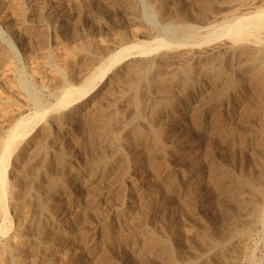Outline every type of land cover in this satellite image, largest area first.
Instances as JSON below:
<instances>
[{
	"label": "bare ground",
	"instance_id": "bare-ground-1",
	"mask_svg": "<svg viewBox=\"0 0 264 264\" xmlns=\"http://www.w3.org/2000/svg\"><path fill=\"white\" fill-rule=\"evenodd\" d=\"M21 1L22 3L24 2L23 0ZM47 1L45 0L44 2L47 3ZM50 1H52L54 5H56L53 11L52 9L50 10L52 12H48V10L46 11L47 8L45 9L43 0L42 2L41 0H32L33 5H34L33 8L35 7L34 9L39 10V13L35 10L38 13L37 15L38 24H36L37 26L32 25L33 17L30 16V18H32V20L30 19L32 22L28 20L29 16L27 13L29 12H27V10L25 12L23 10H19L17 12L14 11L13 14H15L16 20L13 19L15 20V24L13 25H11L13 21L9 24L10 22V20L8 19L9 15L6 17L4 16L3 18V15H4L3 14L4 12H3L2 22L6 26L7 33L9 32L11 35H14V36L16 34L19 35L20 40L15 38V41L17 40L21 41L20 45H22V43L26 44L28 46L27 48H31V49H33V47L36 48L38 46V49H39V46L44 44L43 43L45 41L44 35L47 36V33L50 32L49 29H52L55 32L57 31L58 33L59 31L68 30L70 28V23H71L68 20L70 16L69 14L70 11L69 9L67 10L68 7L67 6H66L67 8L65 6H64L65 8L61 7L57 0H50ZM63 1L65 2V0ZM121 1H123L124 4L132 5V10L134 8V11L132 13L133 15L131 14V16H130V12L132 10L130 11V8L129 10H127L126 15H128L129 13L128 16L132 17V19L131 20L129 19V21L132 22L133 20L137 24V26L145 27L144 25H147V24L144 23V16L140 14L138 10L139 6L137 8L138 2L139 1L141 2V0L139 1L121 0ZM151 1H152L151 3L152 5L149 4L151 6L148 7V10L151 13L155 10V6H157L156 9L158 8L159 10L158 14L161 15V18H162L161 20L165 21L163 22L164 23L163 26L165 30V35L164 34L163 35L165 37L164 38H158V37L154 38V36L152 35L151 37H153L154 40L150 42H143V41H139L138 39L135 41L133 45L127 46L128 43H132V40L130 39L128 40L127 37L124 36L125 34L123 33L124 35H121L119 37V42L117 41L118 44L121 45L120 48L118 50L117 49L115 50L114 49L115 47L113 49L110 48L105 51L100 50L103 53L94 52V50L97 49L96 46H95V49L92 50V46L94 44L93 43L91 44V42L89 43V40H86L88 42L84 40L85 43H89L92 46L90 45L91 46L90 48L89 47L84 48V46L82 47L81 45H78L82 47L81 52L78 53L80 54L79 57H81V59L79 60H82V61L81 62L79 60L78 61L81 63L82 68H83V65L86 67L90 66V71L88 70L89 72L87 74L85 73L86 75L84 77L81 76L83 78L82 80L80 79L81 84L79 82L78 83V85L80 84L79 86L78 85L76 86L73 83L75 81H72L73 79L71 77L74 75L72 73L74 71L71 72V71L66 70L69 65L67 63L69 59L67 62L64 59L62 61L63 65L66 62L67 67L62 66L65 69L60 67L62 64L59 65L61 63L60 59H59V62L57 61L58 63H55L57 56H60L62 53L57 54V56L55 55L56 57L54 58H53L54 52L51 53L52 58L54 59L55 62L51 60L49 62H46V64L45 62L43 63L44 66L49 64V67L47 68L48 72L45 71L46 72L45 77L47 78L46 79L44 78V76H41L39 75V73H37V70H38L37 68H36L37 70L32 69L33 62L30 63L32 64L30 68L28 66V69H27V66L25 67V65L23 67L20 63V61L23 62V59L20 60L21 56L19 59V56L17 55L18 52L16 50L17 47L14 45V42L13 44L12 42L11 43L9 42L10 44L8 45L7 44L8 40L5 39V41L7 42L5 43L0 38V70H1L0 83L4 85V89L6 88L7 91H9V93L8 92L6 93L8 95L7 98L5 97L2 98L1 97L2 95H0V107L3 104L8 103L10 105L18 104L19 105L18 107L20 108L19 109L20 111H19L18 107H16L17 109H15V112L17 110L19 112L12 113L13 112L12 111L11 114L10 112L9 113L7 112V108L6 109L4 108L5 110H1L2 107L0 108V110L3 111V112L0 111V236L4 238V241L0 243V264H57V259L61 258L60 255L62 254L64 246H66L67 241L71 240L73 236L72 234L73 232L70 231L68 229V226L66 225V222L68 220H71L72 218L71 217H69L71 219L66 218L65 222L64 221L62 222V219L63 220L65 219V217L68 214L67 213L68 208L72 204H74L75 201H79V200L81 201L82 194L86 193V190L88 188L90 190L92 188V185L96 181H99L101 179L102 180L111 179L109 180L110 184L117 183V182L120 183L121 181H123L127 171L130 170V168L134 166L133 164L136 163L135 160L138 154L139 155L141 154L142 156H145L146 158V160L144 158L145 161H143L142 160L143 158H141L142 156H140L142 160L141 163L146 162L147 164L150 165L153 171L155 170V172H157L158 170H156V168H154L153 166L157 164L158 161L160 162V160H158L159 157H162L163 159L167 158V155L168 153H170V151L172 150L175 151L174 141L175 142L178 141L176 144L178 145L177 148L179 149V152L180 150L183 151L184 148L182 146L185 144L184 138H181L179 137L180 135L176 134V136H178L176 137L177 139L171 138L172 140H170L168 129L170 128L172 130H175L176 132L178 130L182 131L181 128L183 127V123L186 124L187 122H190L192 125H194V127H197L196 129H198V132L205 129V126L203 125V123L201 124V122H199V118L196 119L197 124L193 122L195 121V118L194 120L186 121L187 117L185 118L184 116L185 114L188 113V110L190 109V107L187 106L188 103L187 104L185 103L188 100L183 101L185 103V106L183 107L178 102L177 96H179V94L176 95V92L185 93L186 95L194 87L200 88L197 95L200 96V99L203 96L204 97L202 98L203 100L205 99V95L207 94L206 92L212 93L213 95L219 94L218 97H222V98L225 95L222 100L226 98L227 101H229V98H230L229 96L231 95H234L238 99L247 94H251L252 96L253 95L258 96L255 102H254V99L253 101H251L250 97L249 98L247 97L248 95L245 97H247L249 101H247L248 99L244 97L245 99L243 101L239 99L236 102H242L243 104V102L247 99L245 101L247 104H245L244 102L243 106L245 107L248 106L249 109H252L253 107V110H254V111L251 110V112L248 113L249 115L244 114L245 112L243 113L244 120H239L240 122H238L239 124L241 123V121L242 123H244L243 125L240 124L244 126V128L242 127L241 130L242 129L245 130L247 128V130L249 131L251 129V125H253L251 117L255 116L257 118V121H255L254 124H256L257 126L256 128H259L258 130H259L260 136L257 139H254L253 143L251 144V145L253 144L255 145L254 148L256 149L255 150L256 153L253 151L254 148L252 146L251 147L253 150L251 153L254 152L255 154H257V158L255 159L258 161V163L261 166L260 172L255 175H247V176H242V177L240 176L232 177L231 175V177L234 178L235 186L232 185V187H230L226 184V180L227 178H229L230 173L233 171L231 166L234 162L229 163L228 160H227L228 162H225L223 158H221V156L219 159H217V155H219L217 153V150L214 151V154L215 152L217 153L216 159L210 156L209 158L207 157L206 159H203L204 162L192 156L193 159L191 161H188L189 159L188 160L186 159V161H188V166H189L188 168L190 169L186 171L183 170L181 173H179L178 178H173L172 176L173 179L171 178L169 179L170 181L166 184L167 187L163 189L164 192H162L163 198L166 200L169 197H175L176 201L179 202L178 204L179 207H176L177 205L175 206L176 208L170 207V205L166 202H165V206L163 204L160 205L158 201L159 199L160 201L161 199L163 201V198H158L156 196V195H159L157 194L158 193L157 190H159V188L158 189L155 188V190L157 189L156 190L157 192H155L153 186H151L149 188L144 187V189H142L141 192L136 194V199L134 198V196H132L135 200L141 203V205L136 207L139 203L137 205L135 204L136 206H133L130 203L131 204L130 207L129 206L123 207V208L118 207L119 210H116V211H118V216L122 219L125 218L127 220L130 217L133 219L132 223L128 222V225L132 224L131 231L129 233H139V234H143V236L145 234L144 240L141 237H139L143 240L141 243L138 244V247H137L138 250L136 252V254H139V257H140L138 258L139 263H141L140 262V259H141V261L145 262V264H241L242 260L246 257L245 246H247L246 244L247 242H249V240L251 241V238H252L251 236L253 235L252 232L261 226L262 217H264V6L258 7L257 4H252L251 3L252 1L248 2V0L247 2L246 0H188V1L182 0L183 2L186 1L187 7H188V9L186 8V11H184L185 8H183L184 10H182L181 8L179 9L177 7H174L176 5L174 6L172 5L171 3L172 0H151ZM7 2L9 3V1ZM76 2L77 3L79 2L78 5L79 4L82 5L84 1L81 0V2L80 1H76ZM89 2L90 1L88 0L87 3ZM95 2H99V1L97 0ZM100 2H103V1H100ZM113 2L115 3V0ZM22 3L21 5H23ZM48 3H51V2H48ZM77 3H75V5H77ZM87 3L86 5L85 3H83V5H85V8H84L85 12H86V9H88ZM108 3H111V1H109ZM116 3H117V0H116ZM116 3L115 5H117ZM212 3H216V4L219 3V4L226 5L228 9L230 10L227 13L225 11H224L225 13H219L218 11L219 15L214 14L215 10H213L214 8H212ZM6 5L8 4L6 3ZM31 5H29V7ZM94 5L96 4L94 3ZM142 5L143 4H141V6ZM8 6L7 8L9 9V11H11L13 7H11L10 9V4ZM71 6L73 7V5ZM106 6L107 5H105V7ZM15 7L20 9V7L18 6V2H17V6ZM105 7L101 9V11L103 10V12H105V10H107L105 9ZM144 7L146 8L145 4H144ZM112 8H113V5H112ZM15 9L16 8H14V10ZM21 9H23V7ZM73 11L75 12V10ZM13 14L11 16H13ZM105 14L103 15L107 16ZM152 14L155 15V13H152ZM0 16H1V13H0ZM11 16H9V18ZM81 16L84 17L83 15ZM94 16L96 17V15ZM77 18L78 17H76V19ZM97 18L99 19V16ZM37 20H34V21L37 23ZM153 20H152V23H153ZM29 21L30 23H28ZM83 21L85 23L84 19ZM146 21H148V19ZM1 25L2 24H0V26ZM78 25H77V28L79 27ZM80 25H82V23ZM148 26L145 27L143 30L141 29L142 27L138 29L136 28V31L139 29L142 30V34L141 36H139V38L140 37L147 38L148 36L151 35L154 29ZM77 28H75V30ZM82 28L84 29L85 27L82 26ZM104 28L105 27H103V30ZM85 31H86V28H85ZM85 31L83 33L87 32ZM55 32H52V34ZM66 32H65V35L62 34L63 37L66 36V34L68 35L69 32L68 33ZM4 34H6L5 31H4ZM10 34H9V37H10ZM50 34L51 33H49V35ZM52 34L50 35L51 37H52ZM71 34H74L72 33V30H71ZM78 34L79 33H77V35ZM136 34L138 33H134L133 35L136 36ZM51 37L50 39L53 38ZM3 38H4V35H3ZM10 38H12V36ZM46 38L48 39V36ZM71 40H79V39H71ZM115 41L116 40H114L113 42ZM55 42H57L58 44V39ZM67 42L69 41H66V44ZM89 44H85V46ZM109 45L110 43L108 44V46ZM103 46L104 48H106V45H103ZM103 46L102 47L100 46V48H103ZM43 47L41 49H44ZM63 47L64 46L62 45V48ZM66 47L67 45L65 46V49L67 50ZM75 47L76 45H74V48ZM77 47L75 49H77L76 51H79L81 48L80 47L77 48ZM25 48L26 47L24 46V49ZM31 51L34 52L33 50ZM39 51L41 50L39 49ZM70 52L72 53V51ZM25 53H27V51ZM34 54H37V53L34 52L33 54H31L33 55L32 56L33 59L35 58ZM51 54H50V57H51ZM74 54H70V55L72 56ZM75 55L78 58V55L77 54ZM37 56H38L37 57L38 59L39 57L41 59V56L39 55ZM43 56L44 55L42 54V57ZM66 56L68 57V53L66 54ZM66 56L64 55V57ZM134 56H143L145 57V59L137 63H128V62L125 63V61L129 60V58L134 57ZM33 59L31 58L30 60L33 61ZM26 62L27 61H25V63ZM37 65L39 68V64ZM78 66H79L78 67L79 69H82L80 68L79 63H78ZM41 67L43 66L41 65ZM172 68L175 70L172 71L173 70ZM198 69H202L204 71V75L207 76L206 78L208 82L203 81L204 80L202 78L203 76L201 77V79H197V77H199L198 75H202L200 74L201 70L199 71V74L197 75ZM169 70H171L172 72H170ZM38 72H40V70ZM37 74L40 77H38ZM156 84L158 85V87ZM1 92L2 91H0V94ZM91 94L92 95L102 94V97H101L102 101L98 106L96 105L92 110L88 111L89 107L88 109L86 107L89 102L88 100V102H86V104L83 107L82 106L75 107V103H77L79 99L82 100V98H86L88 96H89L88 98H90ZM21 97L23 99L25 98L24 103L23 101L22 102L20 101L19 98ZM179 97L182 98L181 95ZM216 100H219V99H216ZM212 101L213 99L210 102ZM204 104L209 106L210 103L209 104L204 103ZM198 105L200 108V104ZM202 105H203V102H202ZM10 107L12 108V106ZM214 109L216 110V108ZM243 109L241 107L240 111ZM244 110L246 111L247 108ZM4 111H6L7 113H4ZM8 111H10V108ZM128 112H130V114L132 112L133 116H130L132 119L130 121H127L128 122L127 124V122H125L124 120V114ZM192 112L193 113L197 112L196 108H194ZM228 113H226L225 115L227 116ZM191 115H189V117ZM218 115H221V114H218ZM218 115L212 116L213 123L212 122L210 123L213 124L212 126L214 128L220 130L221 126H224V124L222 123V116H218ZM245 115H248V116H246L245 118ZM141 121H144V123L146 124L141 125L139 123ZM234 123L235 122H233L232 126H234ZM170 124H172L171 127L169 126ZM129 125L136 131L135 132L132 131L134 133L133 139L130 141L127 140L128 141L127 142L126 140H124V133L127 128L129 129ZM230 128L231 127H228L227 129L230 130ZM78 129L82 130V132L77 133ZM216 129H215V132H216ZM233 129H236V128H233ZM130 130H127V131H130ZM241 130L237 131L241 135L238 137L239 138L242 137V139H245L247 141L248 134L246 133L244 135L242 133L244 131H241ZM170 131L171 130H169V132ZM232 132L233 131L231 132L229 131V133H232ZM33 133H34V136H31ZM228 135L229 134H227V136ZM230 135H233V134H230ZM30 136L31 138L28 139V137ZM69 137L73 138L72 139L73 143L77 146V148L80 147L79 149L85 148V146L88 144H92V147L97 146L99 144L103 147L104 145H110L113 148V151L111 150L112 153H108L109 151L105 153V150L103 151L102 147L100 146V147L94 148L95 150L94 153L96 154L95 157L88 155V154L84 156L85 158L84 157H83L84 159L82 158L83 161L84 160L87 161L86 163L87 165L85 164L86 165L85 167L86 175H85V174H82L83 172L81 173L82 170L79 169L80 165L78 169L75 168V166H73L74 164L72 163V161H73L74 156H76L75 154L77 153H74L75 151L73 152V149H71L72 147L70 146L68 142ZM238 139L237 141H240ZM251 139L252 137L250 138V140ZM222 142H223V139H222ZM222 142L220 145L223 144ZM136 143L138 145L141 144V146H136ZM151 143H154V145L148 146ZM213 144H214V141H213ZM29 145H31L32 149H30ZM220 145H217V146L219 147ZM218 147H215V148H218ZM229 149L230 148H228L227 152H229ZM224 150H225V147H224ZM242 152H243V149H242ZM246 152L247 151H245V153ZM82 156L83 155H81V157ZM212 156H213V153H212ZM237 156L235 155L236 160H237ZM250 156H254V155L252 154ZM181 157L184 158L183 155H180V158ZM235 157H234V160H235ZM75 158L78 160L77 157ZM180 158H178L179 162L184 160ZM246 159L244 160V162L246 161ZM173 160L175 161L176 159L173 158ZM251 160L252 159H248L247 161L251 162ZM183 162H185V160ZM240 162H243V161L240 160ZM141 163L139 162V164ZM176 163H178V161ZM180 163L182 164V162ZM166 164H167V161H166ZM241 164L242 163H240L239 166ZM239 166L236 168H239ZM186 167H184V169H186ZM240 168L242 169V167ZM69 169H70V174L68 172ZM253 169H256V168H253ZM253 169H250V170L252 171ZM203 170L205 171V173H203V176H202L201 172H203ZM250 170L248 171L251 173ZM8 174L9 175L11 174L12 176V177L10 176L11 177L10 179H9ZM137 177H138V174H137ZM201 179L204 182L199 183L201 182ZM136 182L138 183V181ZM160 184H162V182ZM201 184H205L204 187L201 186L200 191L198 190L195 191L196 189H198V187L200 189ZM210 187L212 189H215L218 192L217 195L220 194L221 197L226 196L227 199H231L230 201L234 203V207H235L234 210L233 209L230 210V214L228 216L229 219L227 221L224 220L222 224L220 222V227L217 226L219 228L218 230L213 228L215 224L211 226L212 224L210 223L208 219L207 220L209 221L210 224L205 222L204 219L202 220V218H201L202 221L200 220V222H198L199 221L198 216H197L198 214L196 215L198 211H200L199 213H202L205 208L203 206L204 208H201L200 210H198L202 203L199 199L201 204L199 203L200 205H197L198 203L196 201V198L200 196V194L202 195L203 194L202 192H205L206 189L204 188H207V190H209L208 188ZM36 188H38L39 193L32 192V190H35ZM211 192L212 191H210V193ZM213 196L215 197L216 195H213ZM159 197L161 196L159 195ZM221 197H218V198L220 199ZM215 200H216L215 202H217L218 200L217 197H215ZM8 202H11V206L8 205ZM215 202H213V204ZM231 202L229 204L226 201V204L227 203L229 204L227 205V207H230ZM88 203L89 202H87V205ZM208 204L210 208L211 207L210 202ZM221 205L223 206L222 203ZM9 206L11 208L12 206L13 207H23L24 206L25 208L28 207L29 208L28 210L30 211L29 212L26 211V213L25 212L24 213L25 214L30 213V212L33 213L34 215L33 220L27 221L28 223L26 222V225H27L26 227L23 225H17L20 223L19 221L15 225L16 226L15 230L11 233L10 229L12 227L14 228V225L12 226L11 224L12 222H10L11 218H9V213H10ZM14 210L16 211L17 208H15ZM20 211L21 209L19 210V212ZM87 212L89 213V211ZM224 212H227V211L224 210ZM81 213L82 212H80V214ZM153 213L161 214V220H159L160 223H158L159 224L158 227H155V225L154 226L149 225V224L152 225L154 223L150 220V216L153 215ZM183 213L186 215V217L187 216L192 217L196 215L197 218L194 217L196 220L194 218H191L190 220L192 222H195L198 220L197 222L199 223L201 230H202V235L200 234L201 235L200 237L195 238L196 243H195V246L193 245L194 247L192 248H190V246L189 247L186 246L183 243V240L179 238L180 235L178 236V232H182V230L179 231L178 228L175 226L177 224H180L179 221H181L182 219L179 220L178 217L179 216L181 217L182 216L181 214ZM204 214L206 213L204 212ZM218 214L217 216L219 217ZM225 215L227 216V214ZM225 215H224V218L226 217ZM83 216H85V214ZM88 216H90V214H88ZM88 216L86 214L85 217H88ZM211 216H213V214ZM77 217L81 218L80 215H77ZM77 217L74 219V222L77 220ZM89 218L90 217L83 219L85 224L90 220ZM215 220H218V219H215ZM212 221L213 220H211V222ZM197 222H195L196 223V226H194L195 228L197 227ZM82 223L83 222L79 224H82ZM218 224L219 223H217V225ZM110 227L108 226V228ZM125 227H128V226L126 225ZM121 228L122 227L120 226V229ZM188 228L186 230H188ZM129 229H130V226H129ZM119 232L112 233L111 229L110 230L108 229L107 235H105L106 240L105 242L103 241L104 244L102 245V247H104L105 249L107 243H112V242L114 243V242L119 241L120 238L122 240V237H125V238L127 237V236H123L124 234H121ZM127 241L129 242V239ZM132 241H136V239H132ZM136 243L137 242H132V245H135ZM108 245L109 244H107V246ZM111 245L113 244H110V246ZM113 247L111 248L113 249ZM134 247H136V245ZM109 249L108 251L110 252ZM64 255H65V252H64ZM129 259H131V257ZM109 260L107 261L101 260V261H97L96 263L95 262L94 263L95 264H117L116 263L117 261L112 262V260L111 261ZM254 262L255 261L251 262L250 264H255ZM60 264H66V263L61 262Z\"/></svg>",
	"mask_w": 264,
	"mask_h": 264
},
{
	"label": "rangeland",
	"instance_id": "rangeland-1",
	"mask_svg": "<svg viewBox=\"0 0 264 264\" xmlns=\"http://www.w3.org/2000/svg\"><path fill=\"white\" fill-rule=\"evenodd\" d=\"M7 1H9V3L7 2ZM16 1V2H15ZM20 1V2H19ZM24 2L22 3V1L21 0H0V8H1V6H2V8L0 9V13H1V21H0V24H2L1 26H0V31H2V32H0V38H1V40L2 41H4L5 43H7L8 45L12 42V44H13V42H14V45L18 48H16V50H17V52H18V56H19V59H20V56H21V59L20 60H22L23 59V62L22 61H20V63H21V65L24 67V65H25V67L27 66V69H28V66H29V68L32 66V64H33V66H32V69H36L37 70V73H39V75H41V76H44V78H46L45 77V74H46V72H48V67H49V64H47L46 66H44V62H45V64H46V62H49V61H51V60H53L54 61V57H56L57 56V54H60V53H62L61 55H62V57H64V55L66 56V54L68 53V57H70L71 58V60H70V58H68L67 56L66 57H64V58H62L61 57V55L60 56H57V59H56V62L55 63H58L59 62V59L61 60L60 62V64L59 65H61L60 67H62V66H65V67H67V65H66V62L68 61V59H69V61L67 62L69 65H68V68L66 69V70H68V71H74V72H72L74 75L71 77L73 80L72 81H75V82H73L76 86L78 85V83L80 82V84H81V80H82V78L90 71V66L89 67H86V66H84L83 65V68H82V66H81V61L82 60H79V59H81V57H79L80 56V54H78V53H80L81 52V50H82V47L84 46V48L85 47H91L92 45V43L94 44L93 46H92V50H94L95 49V46H96V48L98 49H96V50H94V52H102V51H100V50H107V49H113L114 47V49L116 50H118L119 48H120V44H118V42H119V37L121 36V35H124V36H126L127 37V39L129 40H132V43H128L127 44V46H131V45H133L134 43H135V41L136 40H138L139 39V41H143V42H150V41H152V40H154L153 39V37H151L152 35L154 36V38H156V37H158V38H164L165 36V30H164V23L163 22H165V21H163V20H161L162 18H161V15L160 14H158L159 13V10H158V8L156 9V7L157 6H155L154 4V6H155V10L153 11V12H151L150 13V11L148 10V7L149 6H151L152 4V1L151 0H141V2L139 1V0H137V1H139L138 2V5H137V8H138V6H139V8H138V10H139V12H140V14H142L143 16H144V23L145 24H147V25H144L145 27H147L148 26V24H149V26L148 27H151V28H153L154 30H153V32L151 33V35L150 36H148L147 38L146 37H140L139 38V36H141V34H142V30L145 28V27H142V26H137V24L132 20V22L131 21H129V19L131 20L132 19V17H130L131 16V14L133 13V11H134V8H133V10H132V5H128V4H124V2L123 1H119V0H117V3H116V0H115V3L118 5V7H117V5H115V3L113 2L114 0H106V1H104V0H98L99 2H95V1H97V0H89L90 2V4L89 3H87L88 2V0H87V2H86V0H82V1H84L83 3H85V5H86V3H87V6H88V9H86V12H85V5H83V3H82V5L81 4H79L78 5V3L76 2V1H80L81 2V0H75V2H74V0H65V2L63 1H59V0H57L58 2H59V4H60V6L61 7H66L67 8V10L69 9V14H70V16H69V22H71L70 23V28L68 29V30H65V31H59V33L56 31H53L52 29H49L50 30V32H48L47 33V36H48V39L46 38L47 36L46 35H44L45 36V41H46V39H47V44H46V42L44 41L43 43L44 44H42V45H40L39 46V49L41 50V51H39V49H38V46L36 47V48H34L33 47V49H31V48H27L28 46L26 45V44H23L22 43V45H20L21 44V41H19L20 39H19V35H11L9 32L7 33V29H6V26H5V24L2 22V13L4 14L3 15V18H4V16L6 17V16H11L13 13H14V11L15 12H17V11H19V10H23L24 12L27 10V12H29V13H27L28 14V20H32V18H30V16L31 17H33V22H32V25H36V24H38V13H39V10L38 9H34L33 8V2H32V0L30 1V0H23ZM45 0H43V4H44V6H45V9H46V11L48 10V12H52L53 11V9H55L54 7L56 6V5H54V3L52 2V1H50V0H46L47 1V3L48 2H51V3H48V5H47V3L46 2H44ZM69 1V2H68ZM100 1H103V2H100ZM109 1H111V3H108ZM176 1V2H175ZM181 3H180V2ZM184 1V0H183ZM182 0H172V5L174 6V5H176V6H174V7H177V8H181L182 10H184L183 8H185V10L184 11H186V8L188 9V7H187V3H186V1L185 2H183ZM188 1V0H187ZM252 1V2H251ZM12 4H11V3ZM17 2H18V6L20 7V9H18L17 7H15V6H17ZM30 2H32V3H29ZM41 2H42V0H41ZM73 2V3H72ZM97 5V3H98V5L96 6V5H94V3ZM246 2H247V0H246ZM248 2H251L252 4H257L258 5V7H261V6H264V0H248ZM3 3V4H2ZM6 3L9 5L10 4V9H11V7H13L12 9H11V11H9V6L8 5H6ZM13 3H15V4H13ZM21 3L23 4V5H21ZM62 3H63V5H62ZM73 5V7L70 5ZM75 3H77V5H75ZM100 3V4H99ZM101 3H103V4H101ZM122 3V4H121ZM180 3V4H179ZM183 3V4H182ZM262 3V4H261ZM26 4H27V6H26ZM32 4V5H31ZM68 4V5H67ZM92 4H93V6H92ZM141 4H143L142 6H141ZM144 4H145V6H146V8L144 7ZM149 4H151V5H149ZM15 5V6H14ZM25 5V6H24ZM29 5H31L30 7H29ZM53 6V8H52V6ZM81 5V6H80ZM105 5H107L106 7H105ZM109 5V6H108ZM112 5H113V8H112ZM120 5H122V6H120ZM256 5V6H257ZM7 6H8V8H7ZM23 7V9H21L22 7ZM47 6V7H46ZM90 6H92V7H90ZM120 6V7H119ZM129 6V7H128ZM25 7V8H24ZM64 7V8H65ZM72 7V8H71ZM83 7V8H82ZM90 7V8H89ZM96 7H97V9H96ZM105 7V9H107V10H105V12H103V10L101 11V9H103ZM108 7V8H107ZM116 9H115V8ZM122 7V8H121ZM124 7H125V9H124ZM14 8H16L15 10H14ZM29 8V9H28ZM87 8V7H86ZM100 8V9H99ZM129 8H130V11H128V12H130V16H128L129 15V13H128V15H126L127 14V10H129ZM212 8H214L213 10H215V11H217V12H215L214 11V14H217V15H219V13H227L230 9H228V7L226 6V5H223V4H219V3H212ZM7 9H8V11H7ZM18 9V10H17ZM31 9H33V10H31ZM52 9V11H50ZM72 9V10H71ZM78 9V10H77ZM89 9H90V11H89ZM92 9H94V10H92ZM114 9V10H113ZM224 9V10H223ZM5 10H6V12H5ZM13 10V11H12ZM29 10V11H28ZM38 12H36V11ZM73 10H75V12L77 13L78 11H80V12H78L77 14L73 11ZM227 10V11H226ZM72 11V12H71ZM92 11V12H91ZM94 11V12H93ZM106 11H108V12H106ZM112 11V12H111ZM156 11H157V13H156ZM218 11H219V13H218ZM222 11V12H221ZM225 11V12H224ZM82 12V13H81ZM92 14H91V13ZM97 14H96V13ZM101 12V13H100ZM111 12V13H110ZM188 12V11H187ZM37 13V14H36ZM95 13V14H94ZM105 13H107V14H105ZM152 13H155V15L154 14H152ZM76 14V15H75ZM85 14V15H84ZM103 14H105V15H107V16H104ZM146 14V15H145ZM147 14H149V15H147ZM36 15V16H35ZM72 15V16H71ZM80 15V16H79ZM81 15H83L84 17H82ZM94 15H96V17L94 16ZM133 15V14H132ZM160 15V16H159ZM9 16H8V19L10 20V22H9V24L11 23V25H13V24H15V14H13V16H11L10 18H9ZM85 16H86V18H85ZM99 16V19L97 18ZM148 16V17H147ZM150 16V17H149ZM13 17V18H12ZM36 17V18H35ZM76 17H78L77 19H76ZM82 19H81V18ZM95 17V18H94ZM106 17V18H105ZM130 17V18H129ZM74 20H73V19ZM149 18H150V20H149ZM159 18V19H158ZM13 19H15V20H13ZM81 19V20H80ZM83 19L85 20V23H84V21H83ZM88 19H89V21H88ZM148 19V21H146ZM153 19H155V20H153ZM34 20H37V23L34 21ZM71 20V21H70ZM87 20V21H86ZM100 20V21H99ZM152 20H153V23H152ZM158 20V21H157ZM30 21L28 22V23H30ZM78 21H80V22H78ZM91 21V22H90ZM103 21V22H102ZM79 23V25H78V23ZM101 22H102V24H101ZM105 22V23H104ZM149 22V23H148ZM76 23H77V25L79 26L78 28H77V25H76ZM82 23V25H80ZM84 23V24H83ZM87 23V24H86ZM152 23V24H151ZM160 23V24H159ZM90 24V25H89ZM153 24H155V25H153ZM72 25H73V27H72ZM85 25V26H84ZM99 25V26H98ZM37 26V25H36ZM82 26L83 27H85L86 28V31H85V28L83 29L82 28ZM95 26H96V28H95ZM102 26V27H101ZM135 26H137V27H135ZM4 27V28H3ZM91 29H89V28ZM92 27V28H91ZM101 27V28H100ZM103 27H105L104 28V30H103ZM108 27V28H107ZM142 27V28H141ZM160 27V28H159ZM75 28H77L76 30H75ZM136 28L138 29V28H141V29H139V30H137L136 31ZM106 29V30H105ZM6 32V34H4V31ZM48 30V31H49ZM71 30H72V33H74V34H71ZM141 30V31H140ZM161 30V31H160ZM164 30V31H163ZM67 31V32H66ZM86 32V33H83V32ZM102 31V32H101ZM136 31V32H135ZM145 31H146V29H145ZM52 32H55V33H53L52 34ZM65 32L66 33H68V35L66 34V36H64L63 37V35L62 34H64L65 35ZM122 32V33H121ZM139 32H140V34H139ZM3 33V34H2ZM49 33H51L52 34V37L49 35ZM77 33H79L78 35H77ZM91 35H90V34ZM124 33V34H123ZM126 33H128V34H126ZM134 33H138V34H136V36L138 37H136V36H134L133 34ZM2 34V35H1ZM9 34H10V37L12 36V38H10L9 37ZM55 34V35H54ZM84 34V35H83ZM131 34H132V36H131ZM164 34V35H163ZM3 35H4V38H3ZM71 35V36H70ZM73 35V36H72ZM83 35V36H82ZM85 35H87V36H85ZM159 35V36H158ZM62 36V37H61ZM90 36V37H89ZM162 36V37H161ZM50 37L52 38V39H50ZM86 37V38H85ZM135 37V38H134ZM15 38L16 39H19V40H17V41H15ZM81 38V39H80ZM152 38V39H151ZM5 39L6 40H8L7 42L5 41ZM13 39V40H12ZM43 39H44V37H43ZM57 39H58V44H57V42H55V41H57ZM61 39H63V40H61ZM65 39H66V41H69V42H67V44H66V41H65ZM71 39H79V40H71ZM61 40V41H60ZM86 40H89V43L91 42V44H89V43H85V41ZM114 40H116L115 42H113ZM127 40V41H128ZM134 40V41H133ZM50 41V42H49ZM63 41V42H62ZM118 41V42H117ZM10 42V43H9ZM63 43V44H61V43ZM82 42H83V44H82ZM86 42H88V41H86ZM16 43V44H15ZM68 43H69V45H68ZM89 44V45H86L85 46V44ZM110 43V47L108 46V44ZM116 43H117V45H119V46H117L116 45ZM59 44H61V45H59ZM113 44V45H112ZM19 45V46H18ZM43 45H44V47H43ZM48 45V46H47ZM62 45L64 46L63 48H62ZM67 45V50L65 49V46ZM74 45H76V47L78 46V45H81L82 47H80V46H78L77 48H81L79 51H76L77 49H75L74 48ZM91 45V46H90ZM103 45H106V48H104V46ZM111 45H112V47H111ZM23 46V47H22ZM24 46L26 47L25 49H24ZM72 46V47H71ZM99 46V47H98ZM100 46L102 47L103 46V48H100ZM108 46V47H107ZM22 48V49H20V48ZM30 47V46H29ZM44 48V49H41V48ZM47 47V48H46ZM69 47V48H68ZM208 47H210V46H208ZM47 50H46V49ZM27 49V50H26ZM63 49V50H62ZM70 49V50H69ZM23 50H25V51H23ZM31 50H33L35 53H37V54H34V59H33V55H31V54H33L34 52H32ZM46 50V51H45ZM74 50V51H73ZM27 51V53H25ZM31 51V52H30ZM68 51V52H67ZM70 51H72V53L70 52ZM76 51V52H75ZM21 52V53H20ZM43 52V53H42ZM54 52V56H53V58H52V54L51 53H53ZM64 52V53H63ZM77 54L78 55V58H77V56L74 54ZM31 53V54H30ZM56 53V54H55ZM103 53V52H102ZM25 54H26V56H25ZM42 54L44 55L43 57H42ZM50 54H51V57H50ZM70 54H74V55H70ZM24 55V56H23ZM29 55H31V56H29ZM36 55V56H35ZM37 55H39V56H41V59H40V57H39V59L37 58L38 56ZM56 55V56H55ZM25 57H26V59H25ZM60 57V58H59ZM28 58V59H27ZM33 59V61H31L30 59ZM66 58V59H65ZM25 59V60H24ZM63 59L66 61L65 63H64V65H63V63H62V61H63ZM143 59H145V57H143V56H134V57H131V58H129V60H127V61H125V63L126 62H128V63H137V62H141V61H143ZM31 62H30V61ZM36 60V61H35ZM46 60V61H45ZM76 60H77V62H76ZM80 62H79V61ZM137 60V61H136ZM25 61H27V62H29V63H25ZM58 61V62H57ZM33 62V63H32ZM30 63H32V64H30ZM42 63V64H41ZM78 63L80 64V68H82V69H79L78 67ZM37 64H39V68H38V65ZM45 68H43V67H41V65ZM77 64V65H76ZM35 65V66H34ZM76 65V66H75ZM37 66V67H36ZM34 67V68H33ZM41 67V68H40ZM74 67V68H73ZM76 67V68H75ZM62 68H64V67H62ZM65 69V68H64ZM76 69V70H75ZM87 70V72H86V70ZM173 69V68H172ZM171 69V70H172ZM40 70V72H38ZM44 70V71H43ZM89 70V71H88ZM171 70H169L170 72H172V71H174L175 69H173L172 71ZM201 70V72H200V74H202V75H198L199 74V71ZM43 73H42V72ZM46 71V72H45ZM76 71V72H75ZM0 72H1V70H0ZM45 72V73H44ZM70 72V73H71ZM203 72V73H202ZM41 73V74H40ZM86 73V74H85ZM42 74H44V75H42ZM83 74V75H82ZM38 74H37V76L38 77H40ZM197 75L199 76V77H197V79H201V77L204 79L203 81L204 82H208L207 81V76H205L204 75V71L202 70V69H198L197 70ZM81 76H83V77H81ZM43 78V79H44ZM40 79V78H39ZM47 79V78H46ZM76 79V80H75ZM81 79V80H80ZM33 82H34V80H33ZM157 83V82H156ZM79 84V85H80ZM205 84H207V83H205ZM78 85V86H79ZM157 85V84H156ZM155 85V86H156ZM103 86V85H102ZM101 86V87H102ZM2 87V88H1ZM157 87H158V85H157ZM199 89L200 88H196V87H194V88H192L189 92H188V94H186L185 95V93H181V92H176V95H178L179 94V96L181 95L182 96V98L181 97H179V96H177V98H178V102L184 107L185 106V103L187 104L188 103V105L187 106H189L190 107V109L188 110V113L187 114H185V118L187 117V119H186V121H190V120H194V118H195V121H193V122H195V124H197V120L196 119H198L199 118V122H201V124L203 123V125L205 126V129L204 130H202V131H199L198 132V129H196L197 127H194V125H192L190 122H187L186 124L185 123H183V127L181 128L182 129V131H180V130H178L177 132L175 131V130H172V129H168V133H169V138H170V140H172V139H174V138H176V137H178V136H176V134L177 135H180L179 137H181V138H184V140H185V144L182 146L183 148H184V150L182 151V150H180V152H179V149L177 148L178 147V145L176 144L178 141H174V145H175V151H170V153H168V155H167V158H162V157H159L158 158V160H160V162L158 161V163L157 164H155L153 167L154 168H156V170H158L157 172H155V170L153 171L152 170V168L150 167V165L149 164H147L146 162H143V163H141V161L143 160V161H145L146 160V158H145V156H142L141 154L139 155L138 154V156L136 157V163L135 164H133L134 166H136V167H134V166H132L131 168H130V170H128L127 171V173L125 174V178H124V180L123 181H121L120 183L119 182H117V183H112V181H111V183L112 184H110V182H109V180H111V179H108V180H99V181H96L93 185H92V188L89 190V188L86 190V193H84V194H82V198H81V201L79 200V201H75V203L74 204H72L69 208H68V211H67V213L69 214H67V216L65 217V219L63 220L62 219V222L64 221H66V218H69V217H71V218H69V219H71V220H73V221H71V220H68L67 222H66V225L68 226V229L70 230V231H72L73 233V236H72V238H71V240H69V241H67V244H66V246H64V249H63V251H62V254L60 255L61 256V260L59 259H57V264H60L61 262H65L66 264H95L97 261H101V260H105V261H107V260H109V261H111L112 260V262H116L117 264H145V262H143V261H141V259H140V262L141 263H139V259L138 258H140L139 257V254H136V252H137V250H138V244L139 243H141L143 240H144V237H145V234H144V236H143V234H139V233H129L130 231H131V226H132V224H129L128 225V222H130V223H132V218L130 217L129 219H125V218H120L119 216H118V211H116V210H119V208L118 207H127V206H129L130 207V205L132 204L133 206H136L139 202L137 201V200H135L136 199V194H138L139 192H141L142 191V189H144V187H147V188H149V187H151V186H153V188H154V190H155V188H159V190H157L158 191V193L157 194H159L161 197H159V195H156L158 198H163V193L162 192H164V190L163 189H165L167 186H166V184L170 181L169 179L171 178V179H173V178H178V175H179V173H181L183 170H188V169H190V168H188L189 166H188V161H191L193 158H192V156L194 157V158H196V159H199L200 161H202V162H204V160L203 159H206L207 157L209 158L210 156L211 157H213V158H215L216 159V155H217V153L219 154V155H217V159H219L220 158V156H221V158H223V160L225 161V162H228L229 161V163L231 162V163H233L232 164V166H231V168H232V172L230 173V175H229V178H227V180H226V184L228 185V186H230V187H232V185L233 186H235L234 184H235V181H234V178H232V177H234V176H237V177H242V176H247V175H255V174H258L259 172H260V164L258 163V161L255 159V158H257V154H255L256 152H255V145L253 144V145H251L252 143H253V141H254V139H257L260 135H259V128H256L257 126H256V124H254L255 123V121H257V118L255 117V116H252L251 117V120H252V122H253V125H251V129L248 131L247 130V128L244 130V129H242L241 130V128L243 127L244 128V126H242L244 123H242V121H241V123L240 124H242V125H240L238 122H240L239 120H244V116H243V113L244 114H248L249 112H251V110H253V107H252V109H249L248 108V106H243L244 105V102L250 97V100L251 101H253V99H254V102L256 101V99H257V95H251V94H247V95H244V96H242L241 98H239V99H241V101H243L245 98H247L244 102H243V104H242V102H236V101H238L239 99L237 98V97H235L234 95H231V96H229L230 98H229V101H227L226 100V98L224 99V100H222L223 98H224V96H223V98L222 97H218V95H216V94H212V93H208V92H206L207 94L205 95V99L204 100H206V101H204L202 98H204L203 96H202V98L200 99V96H198L197 95V93L199 92ZM3 90H4V92H3ZM248 90V89H247ZM0 91H2L1 92V94L0 95H2L1 97L2 98H7L8 97V95L6 94L7 92L9 93V91H7V89L5 88L4 89V85L2 84V83H0ZM106 91V90H105ZM4 93V94H3ZM181 93V94H180ZM103 94H105V93H103ZM183 94V95H182ZM210 96H209V95ZM7 95V96H6ZM95 95V96H94ZM94 95H90V98H88V97H86V98H82V100L81 99H79L78 100V102L77 103H75V107H83L85 104H86V102H88V100H89V102H88V104H87V109H88V107H89V109H88V111L89 110H92L96 105L98 106L100 103H101V97H102V94H94ZM185 95V96H184ZM190 95V96H189ZM250 95V96H249ZM93 96V97H92ZM215 96V97H214ZM245 96H247V97H245ZM251 96H252V98H251ZM23 97V96H22ZM19 98L20 99V101L22 102L23 101V103H24V99L23 98ZM245 97V98H244ZM17 98V97H16ZM93 98V99H92ZM97 98V99H96ZM184 98V99H183ZM197 98V99H196ZM207 98V99H206ZM219 99V100H216V99ZM18 99V100H19ZM21 99H23V100H21ZM99 99V100H98ZM193 99V100H192ZM213 99V101L212 102H210L211 100ZM6 100V99H5ZM186 100H188V101H186ZM191 100H192V102H191ZM200 100V101H199ZM217 102H216V101ZM92 101H93V103L95 102V101H97V102H95L94 104L92 103ZM183 101H186L185 103L183 102ZM226 101V102H225ZM247 101H249V99L247 100ZM201 102V103H200ZM202 102H203V105H202ZM214 102V103H213ZM233 102V103H232ZM195 103V104H194ZM197 103V104H196ZM204 103H207V104H209V106H207L206 104H204ZM237 103V104H236ZM249 103V102H248ZM190 104V105H189ZM198 104H200V108H201V110H200V108H199V105ZM245 104H247L246 102H245ZM255 104V103H254ZM78 105V106H77ZM197 107H196V106ZM202 105V106H201ZM238 107H237V106ZM240 105V106H239ZM253 105V104H252ZM6 106H8V107H6ZM10 106H12V108L10 107ZM19 105L17 104H14V105H10V104H8V103H5V104H3L0 108H1V110H5L6 108H7V112L9 113L10 112V114H11V112L12 113H18L20 110V108L18 107ZM220 106V107H219ZM221 106H222V108H221ZM228 106H229V108H228ZM233 106V107H232ZM16 107H18V110L15 112V109H17ZM241 107H242V109L244 108V109H246L247 108V110L245 111L244 109L243 110H241L240 111V109H241ZM5 108V109H4ZM9 108H10V111H8L9 110ZM14 108V109H13ZM194 108H196V110H197V112H195V113H197V114H195V113H193L192 112V110H194ZM214 108H216V110L214 109ZM13 109V110H12ZM0 110V111H1ZM248 110H250V111H248ZM199 111V112H198ZM223 111V112H222ZM254 111V110H253ZM1 112H3V111H1ZM6 111H4V113H7ZM222 112V113H221ZM229 112V113H228ZM242 112V113H241ZM205 113V114H204ZM215 113V114H214ZM226 113H228L227 114V116L225 115ZM193 116H192V115ZM198 114H199V116H198ZM202 114V115H201ZM218 114H221V115H218ZM242 114V115H241ZM126 115V116H125ZM189 115H191L190 117H189ZM201 115V116H200ZM211 115V116H210ZM214 115H218V116H222V123L224 124V126H221V129L219 130V129H216V128H214L212 125V123H213V117L212 116H214ZM225 115V116H224ZM249 115V114H248ZM248 115H245V118H246V116H248ZM130 116H133V113L131 112V114H130V112H128V113H125L124 114V120H125V122H127V121H130L132 118L130 117ZM196 116V117H195ZM224 117V118H223ZM237 117V118H236ZM127 118V119H126ZM221 118V117H220ZM240 118H242V119H240ZM253 118V119H252ZM208 119V120H207ZM226 119V120H225ZM229 119V120H228ZM230 119H232V120H230ZM255 119V120H254ZM206 120V121H205ZM210 120H212V121H210ZM238 120V121H237ZM254 120V121H253ZM226 121V122H225ZM231 121V122H230ZM210 122H212V123H210ZM233 122H235L234 123V126H232V124H233ZM237 122V123H236ZM141 125H145L146 123H144V121H141V122H139ZM189 123V124H188ZM206 123V124H205ZM250 123H251V121H250ZM127 124H128V122H127ZM230 124V125H229ZM237 124V125H236ZM238 124H239V126H238ZM175 125H176V123H175ZM179 125H181V124H179ZM184 125H186V126H184ZM226 125H228V126H226ZM170 127L172 126V124H170L169 125ZM239 128H238V127ZM131 126L129 125V129L127 128L126 130H125V133H124V140H128V141H130V140H132L133 139V135H134V133L133 132H135L136 130L135 129H133L132 127L130 128ZM212 127V128H211ZM225 127V128H224ZM228 127H231L230 128V130H228L227 128ZM233 128H236V129H233ZM257 129V130H255V129ZM131 129V130H130ZM191 129V130H190ZM207 129V130H206ZM210 129H211V131H210ZM215 129H216V132H215ZM249 129V128H248ZM127 130H130V131H127ZM169 130H171L170 132H169ZM225 130V131H224ZM239 130H241V131H244V132H242L244 135L247 133L248 134V136H247V141L245 140V139H242V137H238V136H241L240 134H239V132H237V131H239ZM252 130H254V131H252ZM84 131V130H83ZM133 131V132H132ZM213 131V132H212ZM227 131V132H226ZM229 131L231 132V131H233L232 133H229ZM80 132H82V130H80V129H78V131H77V133H80ZM127 132H129V133H127ZM172 132V133H171ZM180 132V133H179ZM210 132V133H209ZM211 132H212V134H211ZM223 132H225L226 133V135H225V133H223ZM167 133V134H168ZM179 133V134H178ZM182 133H183V135H182ZM237 133V134H236ZM129 134H130V136H129ZM172 134V135H171ZM174 134V135H173ZM204 134V135H203ZM224 135V136H226V137H224V136H222V135ZM227 134H229L228 136H227ZM230 134H233V135H230ZM127 135V136H126ZM182 135V136H181ZM186 137H185V136ZM218 135V136H217ZM31 136H34V133L31 135ZM31 136L30 137H28V139L29 138H31ZM190 136V137H189ZM211 136V137H210ZM126 137H128V138H126ZM130 137H132V138H130ZM223 137V138H222ZM228 137V138H227ZM252 137V139L250 140V138ZM172 138V139H171ZM208 138V139H207ZM210 138V139H209ZM212 138V139H211ZM218 138V139H217ZM223 139V142H222V139ZM239 138V139H238ZM27 139V140H28ZM73 138L72 137H69V144H70V146L72 147L71 149H73V152L74 153H77V154H75L76 156H74V158H73V161H72V163L74 164L73 166H75V168H79V165H80V168L79 169H81L82 171H81V173L82 174H85L86 173V170H85V167H86V163H87V161L86 160H84L83 161V159L85 158L84 156H86L87 154L88 155H91V156H96V154L94 153L95 152V150H94V148H97V147H100L101 145H97V146H93L92 147V144H88V145H86L85 146V148H82V149H79V148H77V146L73 143V140H72ZM177 139V138H176ZM187 139V140H186ZM237 139L238 140H240V141H237ZM72 142H71V141ZM221 140V141H220ZM226 140V141H225ZM228 140V141H227ZM232 140V141H231ZM127 141V142H128ZM172 141V142H173ZM212 143H211V142ZM213 141H214V144H213ZM220 141V142H219ZM244 141V142H243ZM218 142V143H217ZM221 142L223 143L222 145H220L221 144ZM225 142H226V144H225ZM232 142V143H231ZM249 142H250V144H249ZM191 143H192V145H191ZM216 143V144H215ZM239 143V144H238ZM241 143V144H240ZM234 144V145H233ZM74 145V146H73ZM90 145V146H89ZM152 145H154V143H151V144H149L148 146H152ZM217 145H220L219 147L217 146ZM240 145H241V147H240ZM250 145V146H249ZM30 146V149H32V147H31V145H29ZM89 146V147H88ZM136 146H141V144L140 145H138L137 143H136ZM211 146V147H210ZM214 146V147H213ZM254 148V150L252 149V147ZM87 147V148H86ZM102 147V150L104 151L105 150V153L106 152H108V153H112V151H113V148L110 146V145H104V147L103 146H101ZM215 147H218V148H215ZM224 147H225V150H224ZM226 147H227V149H226ZM232 147V148H231ZM242 147H244V148H242ZM106 148V149H105ZM109 150H108V149ZM188 148V149H187ZM206 148V149H205ZM215 148V149H214ZM223 148V149H222ZM228 148H230L229 149V152H227L228 151ZM239 148V149H238ZM178 149V150H177ZM231 149H232V151H231ZM235 151H234V150ZM242 149H243V152H242ZM248 149H250V150H248ZM93 150V151H92ZM112 150V151H111ZM213 150V151H212ZM215 150H217V153L215 152V154H214V151ZM224 150V151H223ZM252 150L255 152H253V153H251L252 152ZM77 151V152H76ZM200 151H201V153H200ZM245 151H247L246 153H245ZM30 152V151H29ZM32 152V151H31ZM86 152V153H85ZM93 152V153H92ZM230 152H231V154H230ZM235 154H234V153ZM238 152V153H237ZM250 153V155H254V156H250L249 155V153ZM176 153V154H175ZM212 153H213V156H212ZM30 154V153H29ZM171 154H175L174 155V157H173V155H171ZM179 154V155H178ZM203 154V155H202ZM225 154V155H224ZM233 154H234V156H233ZM81 155H83L82 157H81ZM180 155H183L184 156V158L183 157H181L180 158ZM206 155H208V156H206ZM235 155L237 156V160H236V157H235ZM249 155V156H248ZM140 156H142L141 158H143L142 160H141V158H140ZM174 159H176L175 161L173 160V158ZM177 156H178V158H180V159H184L185 160V162H183V161H180V162H182V164L179 162V160H178V158H177ZM75 157H77L78 158V160L75 158ZM84 157V158H83ZM139 157V158H138ZM169 157H170V159H169ZM234 157H235V160H234ZM247 159H246V158ZM83 158V159H82ZM144 158H145V160H144ZM162 158V159H161ZM243 160H242V159ZM254 158V159H253ZM167 159V160H166ZM169 159V160H168ZM186 159L188 160V161H186ZM246 159V161L244 162V160ZM248 159H252L251 160V162H249V161H247ZM78 161V163H77V161ZM80 160V161H79ZM138 160V161H137ZM228 160V161H227ZM234 160V161H233ZM240 160L241 161H243V162H240ZM75 161V162H74ZM81 161H82V163H81ZM166 161H167V164H166ZM175 163H173V162ZM178 161V163H176ZM84 162V163H83ZM139 162L141 163V164H139ZM240 163H242L240 166H239V164ZM257 163V164H256ZM76 164V165H75ZM84 164V165H83ZM86 164V165H85ZM161 164H162V166H161ZM172 164V165H171ZM180 166H179V165ZM184 164V165H183ZM245 164V165H244ZM78 165V166H77ZM140 165V166H139ZM159 165H160V167H159ZM182 165V166H181ZM186 165H187V167H186ZM235 165V166H234ZM239 166V168L240 167H242V169L240 168H236V167H238ZM143 166V167H142ZM178 166V167H177ZM186 167V169H184V167ZM246 166V167H245ZM250 168H249V167ZM253 166H255V167H253ZM139 167V168H138ZM163 167V168H162ZM170 167V168H169ZM251 167H253V168H256V169H253V168H251ZM134 168V169H133ZM161 168V169H160ZM167 168V169H166ZM177 168V169H176ZM181 168V169H180ZM160 169V170H159ZM169 169V170H168ZM236 169V170H235ZM250 170V169H253L252 171H251V173L248 171V170ZM139 170V171H138ZM176 172H175V171ZM179 170V171H178ZM246 170V171H245ZM135 171V172H134ZM152 171H153V173H152ZM164 171V172H163ZM166 171V172H165ZM178 171V172H177ZM236 173H235V172ZM257 171V172H256ZM68 172H69V174H70V169L68 170ZM150 172V173H149ZM159 172V173H158ZM162 172H163V174H162ZM175 172V173H174ZM203 173H205V171L203 170V172H201V174H202V176H203ZM249 173V174H248ZM253 173V174H252ZM131 174V175H130ZM137 174H138V177H137ZM175 174H177V175H175ZM246 174V175H245ZM86 175V174H85ZM100 175V174H99ZM134 175V176H133ZM142 175H144V176H142ZM231 175H232V177H231ZM8 176H9V179L12 177L11 176V174L9 175L8 174ZM11 176V177H10ZM166 176V177H165ZM172 176H173V178H172ZM133 177H135V178H133ZM152 177H154V178H152ZM157 177V178H156ZM236 177V178H237ZM144 178V179H143ZM167 180H166V179ZM134 179H135V181H134ZM141 180V181H140ZM160 180V181H159ZM163 180H164V182H163ZM231 180V181H230ZM136 181H138V183L136 182ZM167 181V182H166ZM107 182H109V183H107ZM162 182V184H160ZM202 182H204L202 179H201V182H199V183H202ZM135 183V184H134ZM137 183V184H136ZM141 183V184H140ZM95 184H96V186H95ZM99 184V185H98ZM115 184V185H114ZM140 184V185H139ZM143 184V185H142ZM118 185V186H117ZM139 185V186H138ZM161 185V186H160ZM204 185L205 184H201L200 185V189H199V187H198V189H196L195 191H200L201 190V186L202 187H204ZM100 186V187H99ZM108 186V187H107ZM122 186V187H121ZM199 186V185H198ZM96 189H95V188ZM123 188V189H121V188ZM163 187V188H162ZM207 187H209V186H207ZM136 188V189H135ZM110 189V190H109ZM162 189V190H161ZM204 189H206L205 190V192H202L203 194V196L200 194V196H198L197 198H196V201H197V205H200L201 203V205H200V207H199V209L198 210H200L201 208H204V210H203V212L202 213H199L200 211H198L197 213H196V215L198 216V222H200V220H201V218H202V220L204 219V221L205 222H207L208 224H212L211 226H213V224H215L214 225V227L213 228H215L216 230H218L219 228L218 227H220V222H221V224L223 223V221L224 220H228L229 219V214H230V210H234L235 209V207H234V203H232L230 200L231 199H227V197L226 196H222L221 197V195L219 194V195H217L218 194V192L215 190V189H212L211 187L210 188H208L209 190H207V188H204ZM212 189V190H211ZM113 190V191H112ZM155 190V192H157ZM36 191V192H35ZM210 191H212L211 193H210ZM32 192L33 193H39V190H38V188H36L35 190H32ZM161 192V193H160ZM210 193V194H208V193ZM214 192H215V194H214ZM114 193V194H113ZM206 194V195H205ZM213 195H216L215 197H217V199L220 201H218L217 200V202H215L216 200H215V197L213 196ZM132 196H134V198L131 197ZM204 196H206V197H204ZM209 196V197H208ZM212 196V197H211ZM218 197H221L220 199L218 198ZM90 198V199H89ZM175 197H169L167 200L166 199H164L163 198V201H162V199H161V201H160V199H159V203H160V205H164L165 206V202L166 203H168L169 205H170V207H175L176 205V207H179V202L178 201H176V198L174 199ZM90 200V201H88V200ZM96 199V200H95ZM122 199V200H121ZM128 199V200H127ZM199 199H200V201H201V203H200V201H199ZM210 199H212V200H210ZM107 200V201H106ZM110 200H112V201H109ZM134 202V204H133V202ZM207 200H208V202H207ZM229 200V201H228ZM84 201V202H83ZM89 202L88 203V205H87V202ZM94 201V202H93ZM169 201V202H168ZM175 201V202H174ZM211 201H213V202H215L214 204H213V202H211ZM223 201H225V202H223ZM226 201L230 204V202H231V205H230V207H227V205H229L228 203L226 204ZM80 202V203H79ZM124 204H123V203ZM126 202V203H125ZM137 202V203H136ZM174 202V203H173ZM210 202V208H209V203ZM92 203V204H91ZM106 203V204H105ZM113 203V204H112ZM131 203V204H130ZM200 203V204H199ZM204 203V204H203ZM205 203H206V205H205ZM221 203L223 204V206L221 205ZM111 204V205H110ZM121 204H122V206H121ZM126 204V205H125ZM136 204V205H135ZM212 204V205H211ZM219 204V205H218ZM8 205H10L11 206V202H8ZM109 205V206H108ZM139 205H141V203H139L136 207H138ZM233 205V206H232ZM9 206V218H11L10 219V222H12L11 224H12V226L14 225V228L12 227L11 229H10V232L12 233L14 230H15V225L20 221V223L19 224H17V225H23V226H27L26 225V222L27 221H32L33 220V217H34V215H33V213H27V214H25L26 213V211L27 212H29L30 210H28L29 208L28 207H13L12 206V208H17V210L15 211L14 209H12L11 207ZM80 206H82V207H80ZM85 206V207H84ZM107 206V207H106ZM113 206H114V208H113ZM204 206V207H203ZM221 206V207H220ZM226 206V207H225ZM85 209H84V208ZM99 207V208H98ZM111 207V208H110ZM175 207V208H176ZM209 208V209H207V208ZM232 207V208H231ZM18 208H19V210L21 209V211L19 212V210H18ZM24 208V209H23ZM79 208V209H78ZM98 208V209H97ZM101 208V209H100ZM113 208V209H112ZM229 208V209H228ZM231 208V209H230ZM27 209V210H26ZM105 209V210H104ZM121 209V208H120ZM207 209V210H206ZM211 209V210H210ZM79 210V211H78ZM206 210V211H205ZM224 210H226L227 212H224ZM15 211V212H14ZM76 211V212H75ZM86 211V212H85ZM87 211H89V213L87 212ZM208 211V212H207ZM218 211V212H217ZM221 211H223V212H221ZM25 212V213H24ZM80 212H82L81 214H80ZM204 212L207 214V216H206V214H204ZM212 212V213H211ZM76 213V214H75ZM78 213V214H77ZM219 213V214H218ZM24 214V215H23ZM85 214V216H86V214H87V216H88V214H90V216H88V217H90L89 219V221L85 224V222H84V218L86 219V218H88V217H85V216H83V215ZM97 214V215H96ZM109 214V215H108ZM184 214V213H183ZM183 214H181L182 216L181 217H183V218H185V219H183V218H181L180 216L178 217V219L179 220H181V221H179V223L180 224H177V225H175L177 228H178V230L179 231H181L182 230V232H178V236L180 235V237L179 238H181L182 240H183V243L186 245V246H190V248H192V247H194L195 246V241H196V239L195 238H197V237H200L201 235H202V230H201V227H200V225H199V223L197 222V221H195L196 219L195 218H197V216L195 215V216H192V217H186V215L184 214V216H183ZM203 214V215H202ZM213 214V216H211V215ZM217 214L219 215V217L217 216ZM222 214V215H221ZM225 214H227V216L225 215ZM19 215V216H18ZM30 215V216H29ZM76 215V216H75ZM77 215H80L81 216V218L80 217H77ZM95 215V216H94ZM104 215V216H103ZM216 215V216H215ZM224 215L226 216L225 218H224ZM14 216H16V217H14ZM28 218H27V217ZM73 216V217H72ZM117 216V217H116ZM134 216V215H133ZM155 216H156V218H155ZM200 216V217H199ZM204 216V217H203ZM210 216V217H209ZM215 216V217H214ZM20 217V218H19ZM26 217V218H25ZM29 217H30V219H29ZM77 217V222L75 221L74 222V219ZM94 217V218H93ZM195 217V218H194ZM207 217V218H206ZM222 217V218H221ZM191 218H194L195 220V222H197V227L199 228H195L194 226H196V223L195 222H192L190 219ZM210 218V219H209ZM212 218H214V219H212ZM24 219V220H23ZM210 221V223H209V221ZM215 219H218V220H215ZM222 220V221H220V220ZM22 220V221H21ZM150 220L152 221V222H154L152 225L151 224H149L150 226H154L155 225V227H158V223H160L159 222V220H161V214L159 213H153V215H151L150 216ZM193 220V219H192ZM201 220V221H202ZM207 220V221H206ZM211 220H213L212 222H211ZM17 221V222H16ZM187 221V222H186ZM216 221V222H215ZM218 221V222H217ZM225 221V222H226ZM264 217H262V221H261V226L260 227H258L255 231H257V232H255V231H253L252 232V238H251V241L249 240V242H247V246H245V254H246V257L242 260V262H241V264H250L251 262H253V261H255L254 263L255 264H264V233H263V231H264ZM81 222H83L82 224H79V223H81ZM101 222V223H100ZM124 222V223H123ZM191 222V223H190ZM1 223H3V222H1ZM28 223V222H27ZM69 223V224H68ZM90 223V224H89ZM157 223V224H156ZM184 225H183V224ZM193 223V224H192ZM217 223H219L218 225H217ZM25 224V225H24ZM80 225V226H79ZM98 225V226H97ZM114 225V226H113ZM128 226V227H125V226ZM182 225V226H181ZM187 225V226H186ZM72 226H73V228H72ZM83 226V227H82ZM108 226L110 227V226H112V227H110V228H108ZM120 226L122 227L121 229H120ZM129 226H130V229H129ZM218 226V227H217ZM76 227V228H75ZM90 227V228H89ZM97 227V228H96ZM124 227V228H123ZM189 227V228H188ZM119 228V229H118ZM181 228V229H180ZM188 228V230H186ZM104 229H106V230H104ZM108 229L110 230L111 229V232L112 233H117V232H119V233H121V234H124L123 236H127L126 238L125 237H122V240H121V238H120V242L119 241H117V242H112V243H107V244H109L108 246H107V244H106V248L104 249V247H102V245L104 244V242H105V240H106V236L105 235H107V232H108ZM127 229V230H126ZM129 229V230H128ZM261 229V230H260ZM263 229V230H262ZM82 230V231H81ZM86 230V231H85ZM89 230V231H88ZM186 230V231H185ZM184 231V232H183ZM188 231V232H187ZM201 232V233H200ZM255 232V233H254ZM198 233V234H197ZM258 233V234H257ZM187 234V235H186ZM201 234V235H200ZM78 235V236H77ZM85 235V236H84ZM109 235V234H108ZM130 237H129V236ZM134 235H136V236H134ZM199 235V236H198ZM103 236H105V237H103ZM134 236V237H133ZM138 236V237H137ZM139 237H141V238H139ZM258 237H259V239H258ZM75 238V239H74ZM84 238V239H83ZM136 239V241H132V239ZM254 238V239H253ZM126 239V240H125ZM129 239V242L127 241ZM74 240V241H73ZM83 242H82V241ZM194 240V241H193ZM259 240V241H258ZM4 241V238L2 237V236H0V243L1 242H3ZM76 241V242H75ZM92 241V242H91ZM104 241V242H103ZM125 241V242H124ZM71 242V243H70ZM99 242V243H98ZM103 242V243H102ZM132 242H137L135 245H136V247H134L135 245H132ZM186 242V243H185ZM256 242V243H255ZM259 242V243H258ZM74 245H73V244ZM77 243V244H76ZM117 243H118V245H117ZM128 243V244H127ZM80 244V245H79ZM96 244V245H95ZM110 244H113V245H111L110 246ZM123 246H122V245ZM188 244V245H187ZM251 244V245H250ZM98 245V246H97ZM100 245V246H99ZM194 245V246H193ZM250 245V246H249ZM256 245V246H255ZM70 246V247H69ZM95 246H97V247H95ZM114 246V247H113ZM126 248H125V247ZM261 246V247H260ZM111 247H113V249L111 248ZM121 247V248H120ZM69 248V249H68ZM110 248V249H109ZM247 248V249H246ZM252 248V249H251ZM103 249V250H102ZM108 249L110 250V252L108 251ZM123 249V250H122ZM128 249V250H127ZM251 249V250H250ZM255 249V250H254ZM257 249V250H256ZM116 250H117V252H116ZM136 250V251H135ZM79 251V252H78ZM255 251V252H254ZM64 252H65V255H64ZM108 252V253H107ZM107 253V254H106ZM128 253H130V254H128ZM72 254V255H71ZM79 254V255H78ZM109 254V255H108ZM256 254V255H255ZM102 255V256H101ZM106 255V256H105ZM64 256V257H63ZM72 256V257H71ZM98 256V257H97ZM104 256V257H103ZM116 256V257H115ZM120 256H121V258H120ZM123 256V257H122ZM126 258H128V259H126ZM132 256H134V257H132ZM106 257V258H105ZM131 257V259H129ZM137 257V258H136ZM253 257V258H252ZM256 257H258V258H256ZM97 258H99V259H97ZM101 258H103V259H101ZM119 258V259H118ZM136 258V259H135ZM252 258V259H251ZM262 258V259H261ZM122 259V260H121ZM135 259V260H134ZM138 259V260H137ZM67 260V261H66ZM71 262H70V261ZM73 260V261H72ZM246 260V261H245ZM257 260H258V262H257ZM79 261V262H78ZM260 261H262V262H260ZM95 262V263H94ZM121 262V263H120Z\"/></svg>",
	"mask_w": 264,
	"mask_h": 264
}]
</instances>
